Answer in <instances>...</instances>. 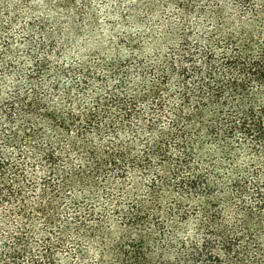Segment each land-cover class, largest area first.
<instances>
[{"label":"trees","instance_id":"1","mask_svg":"<svg viewBox=\"0 0 264 264\" xmlns=\"http://www.w3.org/2000/svg\"><path fill=\"white\" fill-rule=\"evenodd\" d=\"M177 9L123 58L0 28V264H264V0Z\"/></svg>","mask_w":264,"mask_h":264},{"label":"rangeland","instance_id":"2","mask_svg":"<svg viewBox=\"0 0 264 264\" xmlns=\"http://www.w3.org/2000/svg\"><path fill=\"white\" fill-rule=\"evenodd\" d=\"M179 1L185 0H0V28L43 20L62 28L60 39L81 59L123 58L134 45L143 53L161 47L158 35L179 23ZM189 19L196 27L205 23L197 14Z\"/></svg>","mask_w":264,"mask_h":264}]
</instances>
